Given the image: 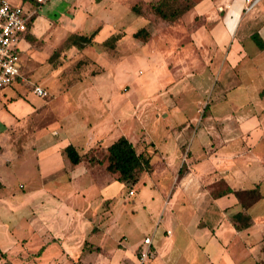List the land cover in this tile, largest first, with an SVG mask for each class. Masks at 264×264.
I'll return each mask as SVG.
<instances>
[{"label":"rangeland","instance_id":"1","mask_svg":"<svg viewBox=\"0 0 264 264\" xmlns=\"http://www.w3.org/2000/svg\"><path fill=\"white\" fill-rule=\"evenodd\" d=\"M9 1L22 4L24 10L31 9L30 3H37V0ZM89 1L45 0L39 5L35 26L42 37L32 42L29 53L24 39L19 40L21 81L0 92V181L3 185L0 201L9 203L1 207L0 219L17 236L30 237L27 241L20 238V243L26 241L24 252L13 255L11 260L0 255V264H30L33 259L36 260L33 264H71L69 256L78 259L77 264H140L132 250L142 243L144 236H151L158 250L167 251L175 246V250L184 251L188 235L182 226H176L173 214L186 222L196 217L194 211L201 214L200 206H204L208 196H194L191 187L198 182L207 183L211 198L227 205L231 215L237 191L253 190L252 184L256 183L257 187L260 184L263 197L251 211L254 217L264 220V161L258 163L247 152V146L257 140L264 147V131L255 126L258 122L264 125V91L259 94L264 90V46L258 47L250 37L264 24L262 4L241 13L240 0H237L226 20L216 28L218 32L212 34L203 26L206 25L203 15L187 18L190 11L175 22L166 23L150 7L155 0H106L110 7L95 9L92 15L84 11ZM223 7V3L215 4L219 14L224 12ZM183 25L199 27L194 33V42L178 49V53L188 50L193 62L187 69L180 62L170 63L167 68L161 49L153 48L162 38H175L169 28ZM97 26L100 28L94 43L83 51L64 43L67 34L90 33ZM139 27L147 34L154 32L147 42L138 38L135 31ZM177 30L187 38L184 30ZM123 31L125 37L115 48L120 51L118 54L101 46V41L112 32L120 36ZM146 33L142 32L140 37L144 38ZM59 41H62L60 45ZM213 42L218 47L213 48ZM207 51L215 61L226 56V62L220 67L217 62L210 71L203 68L199 60ZM48 56L51 61L47 60ZM103 69L104 72L97 74ZM35 85L44 88L46 95H36ZM146 88L181 91L170 99V109H155L159 115L156 120L148 117L139 122H143L144 137L139 138L143 132H139L138 121L130 115L123 119L127 124L120 123L113 128L114 133L123 125L132 128L128 136L136 151H142L148 158V169L140 166L126 175L112 172L108 163L111 157L105 156L100 145L80 152L81 169L85 168L82 173L71 169L65 156L62 164L57 154L52 153L54 144L67 139L69 132L77 131L73 137L76 141L82 139L83 128L79 126H85L84 119H80L85 115L81 111L91 112L95 110L94 105H104L103 98L98 102L92 97V91H101L104 98L114 89L132 94L121 108L128 115L134 112L141 98L139 93ZM75 103L80 104L81 111H77ZM113 104L117 106L120 102L116 100ZM245 123L253 128L249 134ZM84 131L88 136L89 129ZM147 140L154 147L165 148L168 157L161 158L159 153L151 152ZM204 152L209 159H201ZM46 163L50 164V171L43 169ZM190 164L196 167L201 164L211 176L182 180ZM225 169L230 172H224ZM129 189L134 190L133 195H128ZM180 201L184 204H179ZM195 201L200 204L199 208L189 207L188 203ZM17 204V211H10ZM37 211L49 217L45 227L52 226L61 240L47 243L37 232L39 225L31 222V218L38 217ZM31 226L37 230L32 232ZM167 226L172 230L170 236L164 231ZM259 232L251 239H242L250 247L247 257H242L238 239L234 244L228 241L229 249L236 254H231L235 264H260L264 252ZM172 239L174 245L168 246ZM83 240L88 242L81 254ZM18 248L22 249L20 245L14 249ZM63 249L68 251L67 257L61 255ZM155 264H165V261L158 258Z\"/></svg>","mask_w":264,"mask_h":264},{"label":"crops","instance_id":"2","mask_svg":"<svg viewBox=\"0 0 264 264\" xmlns=\"http://www.w3.org/2000/svg\"><path fill=\"white\" fill-rule=\"evenodd\" d=\"M104 1L106 0H90L88 3V6L86 7V9H84V11L86 12V14L88 15H92L94 14L93 12L95 11V9L99 8V11L102 9H106L108 7H110V4L104 3ZM241 2V4H240ZM264 0H260L256 3V5H254L249 11H245L244 10V6H245V2L243 0V2L240 0L239 1V9L241 10V13H247L250 12L254 7H256L258 4H262L261 8L264 10ZM224 4L225 10L222 14L217 13L216 9H215V4ZM237 3V0H201V2L196 3L189 11V14L187 15V18L190 19L196 16H204V24L203 25L208 32H212V34H215L216 32H218L216 30V28H218L220 26V24H222L223 20H226L228 13L230 12V10H232L233 6ZM40 4L43 3H30L31 5V9L27 10L32 14V17H34V19L31 22V25L28 26V29L26 31V33L24 34V42H25V46H26V50L29 53L31 51V44L32 42L37 38H40L41 34L35 26V19L37 17V8L39 7ZM34 5H37L36 7ZM34 6V8H32ZM132 10L135 11V9L132 7ZM96 14V13H95ZM134 14V13H133ZM136 16H140L139 14H135ZM230 16V15H229ZM31 17V18H32ZM219 24V25H218ZM144 26V24L142 25ZM202 26V25H201ZM200 26V27H201ZM176 27V28H175ZM173 28H169V31L172 34V37H175L174 39L171 38H167L166 40L162 38L161 42L159 45H155L153 49H161V54L163 56V60L165 63V66H167L168 68V64L170 63H175L177 64L178 62H180L184 68L187 69V65L190 64V62L192 61V58L189 57V51L188 50H183L180 51L178 53V49L183 47L184 45H187L188 43H192L194 42V40L196 39V35H194L195 31L198 30L199 27L196 28H190L189 25H183L181 26H175ZM100 26L95 27L90 33L96 31L95 36L97 35L98 31H99ZM177 28L184 30V34L187 35V38L184 36L182 37V33L180 31L177 30ZM119 30H117L116 32H118ZM159 31H161L159 29ZM124 32V31H123ZM138 34V38L139 39H145L142 41H148L150 39V36H153V33L150 31L149 34H147L148 32L142 28L139 27L136 31ZM142 32H147L144 35V38L140 37V34ZM90 33H84V34H78V35H88ZM115 32H112L110 35H113ZM259 34V37L261 38L262 42L264 43V24L262 25L261 30H257L256 32ZM28 34V36L26 37V35ZM72 34V33H71ZM156 34V33H155ZM70 34H67L63 40L65 43L66 38L69 36ZM109 35V36H110ZM31 36V37H30ZM95 36H94V41H95ZM108 36V37H109ZM214 36V35H213ZM42 37V36H41ZM107 37V38H108ZM125 37V32L122 33L120 36H118L114 46L112 48L108 47V50L112 51V54H118V52L120 51H116L115 48L117 46V43L122 40ZM165 37V36H164ZM31 38V40H30ZM106 39V38H105ZM103 39L101 41V46L104 48L103 45V41L105 40ZM200 39V38H199ZM62 43V41H59V43ZM141 42V40H140ZM145 42V44H146ZM201 42V41H198ZM60 43V44H61ZM94 43V42H93ZM59 44V45H60ZM54 45V44H53ZM57 45V44H56ZM214 47L216 48L218 46L215 45V43L213 42ZM91 46V45H90ZM223 46V44H222ZM57 47V46H56ZM55 47V48H56ZM71 48H76L73 46H70ZM88 47V46H86ZM85 47V48H86ZM80 49V50H84ZM144 48V47H143ZM107 52V51H106ZM66 53V50H64L62 52V54L64 55ZM147 53V52H146ZM240 52H237V54H239ZM148 54V53H147ZM183 55V57H179V55ZM114 56V55H113ZM180 59L179 61L177 59ZM191 58L190 61H188V59ZM48 61H51V56H48L47 58ZM197 60V59H196ZM199 60V59H198ZM226 56L220 57L219 61L218 58L216 59V61L214 60V57H212V53L210 51H207L206 54L203 55L202 60L200 59V61H202V65L203 68L206 67L209 71L211 69V66H213L214 64H216L218 62L219 67L220 64L225 63L226 61ZM166 61V62H165ZM201 63V62H200ZM58 65V64H56ZM189 68V66H188ZM105 69H103L101 72L97 73L100 74L102 72H104ZM211 74V72H210ZM21 81V78H20ZM39 86V85H38ZM264 90L260 91V93H262ZM92 97H94L96 100H102L103 98V102L104 105L101 107L100 105L96 104L94 105L95 110L89 112L88 110L86 111H81V106L79 103H75V108L77 109V111H81L84 115L82 116V118H80L81 120L84 119V124L85 126L83 127L82 124L81 126H79V128H83V132H82V139L79 141H76V136L77 131H74L73 134L70 133V136L65 139L64 141H59L56 142L54 144V148H53V152L57 154L56 157H58L60 159V163L65 164L64 160L65 158H67L68 163L66 164H70L68 165L71 169H77L78 171H80L79 173L84 172L85 168L81 169V161H79L78 163L74 164L72 162H70V160L68 159V157L66 156V154L64 153V148L67 145H72L75 147V149L77 150L78 154L80 155V152L85 153L88 150H90L91 148L94 147V145H100L102 148L106 147L107 145H109L110 143H112L116 138L120 137V136H124L126 137L134 146V148H136L135 144L130 140L129 136L132 128H129L128 125H123L121 127V129L116 130V132H113V128L118 127V125L120 123L123 124H127V121L124 123L125 119L124 117L126 116H133V118H135L138 121V125H140V133L139 134V138L141 136L144 137L145 133H144V127H143V122L140 124L139 122L142 121V119H147L148 117H150L151 119H153V117L155 118L154 120L157 119V117L159 116L158 113L155 111V109L159 110V107H162L164 109H170V104H168L170 101H172L173 96H177L181 91H176V89L173 88H164L163 90L161 88H146L144 90H142L139 93V96L141 97L139 102L134 106V113L132 115L126 114V111L123 109H121L123 106H125L124 104L127 103L130 99V96H132V94L130 95L129 93L124 92L122 93L120 90H112V93L106 94V97L104 98L103 94L101 91L98 90H94L92 91ZM117 100V102H120V105H115L113 103H115V101ZM157 99V100H156ZM172 99V100H170ZM174 102V101H173ZM111 104V105H109ZM173 105H175V102L173 103ZM208 104H206L207 106ZM154 107V108H153ZM74 108V107H73ZM74 108V109H75ZM139 108V110L136 111V109ZM82 122V123H83ZM110 126V127H109ZM255 126H257L258 129H260L261 131H264V125H261L260 122H258L257 124H255ZM166 128L170 127V125H165ZM245 127H246V133L249 134L251 133V130L253 128H251L250 125H247V123H245ZM89 129L88 131V136H86V132L84 130ZM245 130V129H244ZM260 131V132H261ZM241 135H244V132H241ZM75 141V143H73L72 141ZM145 139V138H144ZM259 139H262L259 138ZM146 140V139H145ZM58 141V140H56ZM108 141H111L110 143ZM258 141V140H257ZM253 142L252 144H249V146H247V152L249 154H251V156L253 157V159L255 161H257L258 163L262 164V161H264V147H260L261 145L257 144L258 142ZM147 144L151 145L152 147V151L154 154L159 153L161 158H163V156H167L168 157V152L165 148H161V147H154L152 145V141L151 140H147L146 141ZM143 149V148H142ZM136 150V149H135ZM145 151V149H144ZM137 152V151H136ZM142 152V151H141ZM105 154V156H107V152L104 150L103 152ZM140 153V152H138ZM65 156V158H64ZM209 159L208 155H205V152L203 154V158L201 159ZM197 160V159H196ZM218 162V160H216ZM108 163H109V159H108ZM196 165V164H193ZM192 164L189 165L188 170L183 174L184 177L182 178V180L187 179L188 177H194L197 176L200 178L201 176H204L206 178L211 176V172H209L208 170H206V168H204V166L202 167L201 164H199L202 169H200L199 167L193 166ZM67 166V167H68ZM44 170H48L50 171V164H45V166H43ZM88 169V168H86ZM180 169V168H179ZM84 170V171H83ZM110 170H113L112 168H110ZM115 170H113L112 172H114ZM178 171V170H177ZM201 171L203 174H201ZM224 172H230V170L225 169ZM188 178V179H189ZM189 181V180H188ZM209 181V180H208ZM191 182V181H190ZM207 183L205 185L201 184V183H196V185H193L191 187L192 191L194 192V196H196V198H199L201 195L204 194V197L208 196V200L207 202H204V206H200V208H202V212L201 214H197L196 211H194V213L196 214V217L190 219V221L186 222V221H182L181 218L179 216H177L176 214H173V210L170 208V212L171 214H173V219L175 221V224L177 227L182 226V229L184 230L185 233H187L188 235V239H187V246L185 248L184 251L181 250H175V246L171 249V250H158L154 243H153V239L150 236V244H149V254L147 256V258H145L143 261H141L140 259V253L146 249L147 245L145 243L138 244L133 250V257H135L137 260H139L140 264H144L145 262H147L146 264H155V262L157 263V259L158 258H162L165 261V264H235L233 259L231 258V254L234 253L235 251L232 252L231 246L228 247V241H230L229 243L234 244V242L237 241V239L240 241L241 247H242V257H247L248 256V249L246 246V243L243 241L242 239H251V236H253V234L256 233L257 230H259V235L258 238L259 240L264 241V220H261V218H256L254 217L251 209L258 203V201L263 197V195L260 194V188L258 184V187L255 184L254 185V189L251 190L250 188L248 189H241L237 191V194L235 195V202H234V211L232 212V215L237 213V212H242L246 215H248L249 217V222L250 224L243 229H235L233 226V221L231 219L230 216H232L231 214H228V210H227V205L225 204H221L218 203V200H214V198H211L210 196V188H208ZM3 187V185H2ZM1 187V188H2ZM0 188V189H1ZM239 189V188H236ZM130 190V189H129ZM128 190V191H129ZM127 191V193H128ZM202 192V193H201ZM133 194H134V190H133ZM131 194V195H133ZM200 194V195H198ZM129 195V193H128ZM195 198V199H196ZM108 201V200H106ZM40 203L42 204L43 202L40 201ZM8 202H3L0 201V210L1 207L3 205H8ZM19 204V203H18ZM18 204L15 206H13L12 212L17 211V207ZM23 206V202L21 203ZM179 204H184V202L180 201ZM189 207L191 208H199L197 207L198 205H200L198 203V201H195L194 203H188ZM192 204H194L192 206ZM21 206V207H22ZM39 207L40 204L38 205ZM37 208V207H36ZM45 208V207H44ZM38 217L37 218H31V222L32 224H38V230L37 228L35 230H37V232L39 234H41L43 237L46 238L47 243L50 241H54V240H61L60 239V235L56 234L52 228V226H48L45 227V225H47L49 217H47L46 215H44L45 213H41L38 212ZM80 215V214H79ZM90 218V217H89ZM93 217H91L90 219H92ZM1 220V219H0ZM93 222V221H92ZM94 223V222H93ZM33 227L31 226V231L34 232L35 230L32 229ZM94 228L91 227L90 228V232L93 233ZM44 231V232H42ZM165 234L167 236L172 235V230L167 226L166 229L164 230ZM35 235V234H34ZM145 237H149V236H144ZM20 238L23 239H30L29 238H24L22 236H17L15 234V232L13 231V228L8 227L5 223L2 222V220L0 221V255H5L7 258H9L11 260V258L13 257V255L18 254L19 252L23 251L24 252V245L25 242L22 244L20 243ZM143 238V239H144ZM171 238V237H169ZM22 239V240H23ZM43 239V238H42ZM253 239V238H252ZM45 240L43 239V242ZM238 241V243H239ZM84 242H88L87 240H83L80 244H81V248H80V253L82 254V252L84 251ZM18 245H20L22 247V249L18 248L17 250L14 249L15 246L17 247ZM174 245V239H172L171 243L168 244V246H173ZM230 248V249H229ZM230 252H229V251ZM240 250V249H239ZM33 253V252H31ZM61 255L62 256H68L69 253L66 250H62L61 251ZM236 255V254H235ZM71 261V264H77V262H79V260H75L73 259L71 256H69ZM4 260V259H1ZM36 260H32L30 262V264ZM264 258L263 260H260V264H263ZM1 262V261H0Z\"/></svg>","mask_w":264,"mask_h":264},{"label":"trees","instance_id":"3","mask_svg":"<svg viewBox=\"0 0 264 264\" xmlns=\"http://www.w3.org/2000/svg\"><path fill=\"white\" fill-rule=\"evenodd\" d=\"M21 1L22 3L24 2L23 0ZM194 5L195 3L192 0H155L151 2L150 7L154 14L159 16L166 23L171 24L178 20L184 13L189 11ZM33 19L34 17L31 18L29 25H31ZM95 32L96 31L88 35L71 34L66 38L65 44L68 46H74L79 50L83 49L86 46L93 44L94 36L96 34ZM27 36L28 34L26 37ZM250 37L255 41L258 47L263 48L264 44L257 33H252ZM117 38V35H110L103 41V45L112 48ZM104 150L107 152L108 156L111 157V160H109V168L117 171L120 175H126L140 166H143L145 169L149 168L148 158L143 156L144 153L136 152L133 144L124 136L116 138L112 143L104 147ZM64 153L70 162L76 164L80 161V155L74 146L67 145L64 148ZM181 171L182 166L179 169L180 173ZM1 187L2 183L0 181V188ZM231 219L234 228L238 230L246 228L250 224L248 215L242 212L233 214ZM85 245H87L86 242H84V248ZM262 251L264 252V241L262 243Z\"/></svg>","mask_w":264,"mask_h":264},{"label":"built area","instance_id":"4","mask_svg":"<svg viewBox=\"0 0 264 264\" xmlns=\"http://www.w3.org/2000/svg\"><path fill=\"white\" fill-rule=\"evenodd\" d=\"M45 0H37L44 2ZM260 0H244V10L249 11ZM31 12L24 10L22 4H13L9 0H0V92L4 87L14 85L20 81L19 71V40L24 39V34L30 23ZM33 92L39 96H45L46 91L41 86L35 85ZM129 195L133 190L128 191ZM150 237H145L143 243L146 249L140 253V259L147 258Z\"/></svg>","mask_w":264,"mask_h":264}]
</instances>
